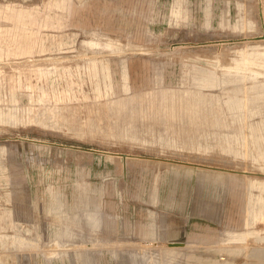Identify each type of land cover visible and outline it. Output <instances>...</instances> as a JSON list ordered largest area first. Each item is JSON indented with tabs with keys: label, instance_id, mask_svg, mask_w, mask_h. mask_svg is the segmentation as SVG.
<instances>
[{
	"label": "rangeland",
	"instance_id": "1",
	"mask_svg": "<svg viewBox=\"0 0 264 264\" xmlns=\"http://www.w3.org/2000/svg\"><path fill=\"white\" fill-rule=\"evenodd\" d=\"M0 264H264V0H0Z\"/></svg>",
	"mask_w": 264,
	"mask_h": 264
},
{
	"label": "crops",
	"instance_id": "2",
	"mask_svg": "<svg viewBox=\"0 0 264 264\" xmlns=\"http://www.w3.org/2000/svg\"><path fill=\"white\" fill-rule=\"evenodd\" d=\"M100 214V213H99ZM100 218H102V227H100V230L99 231H102V232H105V231H108L110 229V226L108 225V219H106V217L103 215L100 214ZM106 222V223H105Z\"/></svg>",
	"mask_w": 264,
	"mask_h": 264
},
{
	"label": "bare ground",
	"instance_id": "3",
	"mask_svg": "<svg viewBox=\"0 0 264 264\" xmlns=\"http://www.w3.org/2000/svg\"><path fill=\"white\" fill-rule=\"evenodd\" d=\"M95 216H96V215H95ZM95 219H96V217H95L94 220H93V226H94V227H97V226H99V224H98V222L95 221ZM87 221H89V218H87ZM97 230H98V228H97ZM176 245H179V244H172V248H173V249H177V248H179V247L176 246Z\"/></svg>",
	"mask_w": 264,
	"mask_h": 264
},
{
	"label": "water",
	"instance_id": "4",
	"mask_svg": "<svg viewBox=\"0 0 264 264\" xmlns=\"http://www.w3.org/2000/svg\"><path fill=\"white\" fill-rule=\"evenodd\" d=\"M124 157V159H127V156H123ZM173 244V243H172ZM182 244H184V243H182ZM182 244H180V245H176V246H183Z\"/></svg>",
	"mask_w": 264,
	"mask_h": 264
}]
</instances>
